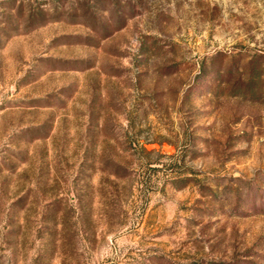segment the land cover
I'll return each instance as SVG.
<instances>
[{"label":"rangeland","instance_id":"1","mask_svg":"<svg viewBox=\"0 0 264 264\" xmlns=\"http://www.w3.org/2000/svg\"><path fill=\"white\" fill-rule=\"evenodd\" d=\"M0 264H264V0H0Z\"/></svg>","mask_w":264,"mask_h":264}]
</instances>
